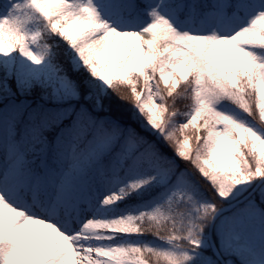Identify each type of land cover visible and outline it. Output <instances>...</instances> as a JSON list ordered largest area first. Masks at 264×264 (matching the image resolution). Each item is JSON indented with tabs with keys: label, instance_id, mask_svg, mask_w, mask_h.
Returning a JSON list of instances; mask_svg holds the SVG:
<instances>
[{
	"label": "snow or ice",
	"instance_id": "obj_1",
	"mask_svg": "<svg viewBox=\"0 0 264 264\" xmlns=\"http://www.w3.org/2000/svg\"><path fill=\"white\" fill-rule=\"evenodd\" d=\"M0 264H264V0H0Z\"/></svg>",
	"mask_w": 264,
	"mask_h": 264
}]
</instances>
